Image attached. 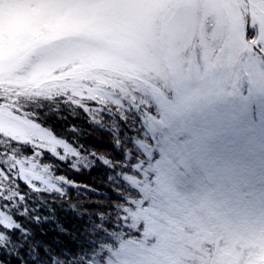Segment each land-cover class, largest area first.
Wrapping results in <instances>:
<instances>
[{
  "label": "rangeland",
  "instance_id": "rangeland-1",
  "mask_svg": "<svg viewBox=\"0 0 264 264\" xmlns=\"http://www.w3.org/2000/svg\"><path fill=\"white\" fill-rule=\"evenodd\" d=\"M12 91L127 103L159 145L153 187L130 177L150 203L141 241L108 264H264V0H0V132L76 154Z\"/></svg>",
  "mask_w": 264,
  "mask_h": 264
},
{
  "label": "trees",
  "instance_id": "trees-1",
  "mask_svg": "<svg viewBox=\"0 0 264 264\" xmlns=\"http://www.w3.org/2000/svg\"><path fill=\"white\" fill-rule=\"evenodd\" d=\"M250 29L246 32L252 38ZM13 101L76 154L60 156L62 149L54 154L0 132V207L15 221L11 228L0 226L4 264H108L114 252L116 260L122 242H140L145 228L141 211L150 203L130 177L152 188L160 147L151 143L139 111L127 103L69 92L20 94ZM145 108L157 113L152 104ZM139 141L152 146L149 155ZM24 158L45 165L57 187L23 180L17 162ZM8 213L2 214L11 222Z\"/></svg>",
  "mask_w": 264,
  "mask_h": 264
},
{
  "label": "snow or ice",
  "instance_id": "snow-or-ice-1",
  "mask_svg": "<svg viewBox=\"0 0 264 264\" xmlns=\"http://www.w3.org/2000/svg\"><path fill=\"white\" fill-rule=\"evenodd\" d=\"M4 199V197H0V200ZM0 213H8L5 209V207H0ZM9 217L10 214L8 213ZM11 222H9L8 220H0V226L6 227V228H11L13 226V224L15 223V221L10 217ZM0 264H4L3 259H0Z\"/></svg>",
  "mask_w": 264,
  "mask_h": 264
}]
</instances>
